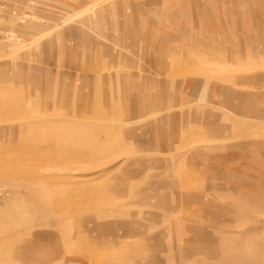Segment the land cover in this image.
I'll use <instances>...</instances> for the list:
<instances>
[{"label": "rangeland", "instance_id": "rangeland-1", "mask_svg": "<svg viewBox=\"0 0 264 264\" xmlns=\"http://www.w3.org/2000/svg\"><path fill=\"white\" fill-rule=\"evenodd\" d=\"M0 264H264V0H0Z\"/></svg>", "mask_w": 264, "mask_h": 264}, {"label": "bare ground", "instance_id": "bare-ground-1", "mask_svg": "<svg viewBox=\"0 0 264 264\" xmlns=\"http://www.w3.org/2000/svg\"><path fill=\"white\" fill-rule=\"evenodd\" d=\"M74 103V102H73Z\"/></svg>", "mask_w": 264, "mask_h": 264}]
</instances>
